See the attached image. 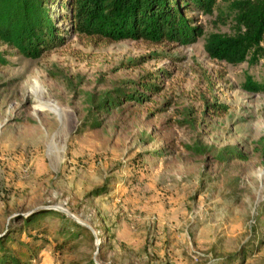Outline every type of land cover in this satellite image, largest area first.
I'll return each mask as SVG.
<instances>
[{"label":"rangeland","instance_id":"rangeland-1","mask_svg":"<svg viewBox=\"0 0 264 264\" xmlns=\"http://www.w3.org/2000/svg\"><path fill=\"white\" fill-rule=\"evenodd\" d=\"M237 13L234 0L193 3L184 14L203 33L190 41L71 31L0 66V230L42 206L90 228L55 249L62 221L44 215L53 233L31 264H264V90L251 87L264 56L205 47ZM119 87L148 97L112 105Z\"/></svg>","mask_w":264,"mask_h":264},{"label":"trees","instance_id":"trees-1","mask_svg":"<svg viewBox=\"0 0 264 264\" xmlns=\"http://www.w3.org/2000/svg\"><path fill=\"white\" fill-rule=\"evenodd\" d=\"M212 0H0V66L10 62V56L23 54L39 57L44 51L62 44L71 31H82L104 36L109 40L123 38L162 41L182 38L195 39L202 29L190 23L185 16L191 4L207 7ZM238 13L233 33L214 32L205 47L212 57L230 62L257 60L264 56V0H234ZM58 5V10L54 6ZM67 21V25L61 21ZM142 85L153 89L147 80ZM251 87L264 90V81H254ZM112 96V105L123 98L148 97L142 90L119 87ZM138 92L139 94L135 93ZM116 97V98H115ZM210 104V103H209ZM218 110L226 105L213 103ZM217 110V111H218ZM216 111V110H215ZM93 127L101 125L99 118H87ZM264 145V138L262 140ZM264 150V146H263ZM44 215L57 216L62 224L54 236L55 249L62 250L76 233H89L90 228L68 214L42 206L22 213L0 230V264H31L39 250L48 243L53 233ZM14 220L20 222L15 223ZM67 233V236L62 237ZM24 234L27 238H24ZM72 235V236H71Z\"/></svg>","mask_w":264,"mask_h":264},{"label":"bare ground","instance_id":"bare-ground-1","mask_svg":"<svg viewBox=\"0 0 264 264\" xmlns=\"http://www.w3.org/2000/svg\"><path fill=\"white\" fill-rule=\"evenodd\" d=\"M33 90L37 93L39 101L44 106L52 109L53 111H55L61 117V119H64L65 110L62 109L57 103L49 101L43 96V88H42V85H41V83L39 81L35 82V84L33 85Z\"/></svg>","mask_w":264,"mask_h":264},{"label":"water","instance_id":"water-1","mask_svg":"<svg viewBox=\"0 0 264 264\" xmlns=\"http://www.w3.org/2000/svg\"><path fill=\"white\" fill-rule=\"evenodd\" d=\"M48 207H54V206H48ZM67 212L71 213L73 216H75V214L73 212H71L69 209H65ZM76 217V216H75Z\"/></svg>","mask_w":264,"mask_h":264}]
</instances>
